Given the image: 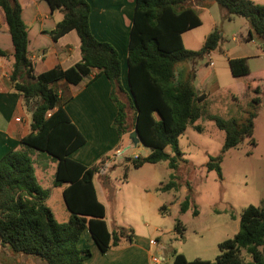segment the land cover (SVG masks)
Returning <instances> with one entry per match:
<instances>
[{
    "label": "trees",
    "instance_id": "1",
    "mask_svg": "<svg viewBox=\"0 0 264 264\" xmlns=\"http://www.w3.org/2000/svg\"><path fill=\"white\" fill-rule=\"evenodd\" d=\"M44 1L51 10L62 13V19L49 32L51 39L56 41L72 30L79 38L80 62L66 70L32 74L27 58V29L20 17L18 0H0V12L14 50L10 80L31 114V132L21 139L20 145L52 157L53 185L67 184L62 199L69 218L66 223H58L45 205L49 192L38 184L29 154L7 151L0 156V248L44 264H83L91 256L90 250L78 248L83 230L88 229L101 253L118 247L122 240L130 243L133 231L116 228L108 232L105 209L96 197L93 177L101 176L100 169L111 163V156L89 168L69 158L85 140L50 85L59 80L77 84L92 69L99 70L110 84V99L116 107L112 127L119 137L135 131L140 144L149 150L146 157L131 158V166L140 168L167 161L168 167L175 170L182 156L179 136L188 126L201 132L195 123L204 97L195 92L193 63L214 51L221 40L219 31L213 30L199 51L184 48L181 35L200 25L192 3L210 1L223 11V19L243 18L248 25L246 41L264 38V6L249 0H134L127 42V94L119 82L121 65L116 49L96 40L89 30V4L85 0ZM228 67L232 77L250 73L246 59L228 60ZM251 93L243 123L214 119L215 126L224 133V143L217 156L208 157L205 168L215 171L218 177L223 154L245 137L252 138L253 122L261 106L259 86L253 85ZM250 142L253 144V139ZM167 148L172 156L165 152ZM172 188L176 185L170 179L161 190ZM179 206L181 212L187 211L189 200L186 198ZM192 215L197 212L192 211ZM175 231L180 234L179 225ZM170 264H264V204L248 205L241 211L237 233L219 243L213 262L188 261L174 252Z\"/></svg>",
    "mask_w": 264,
    "mask_h": 264
},
{
    "label": "rangeland",
    "instance_id": "2",
    "mask_svg": "<svg viewBox=\"0 0 264 264\" xmlns=\"http://www.w3.org/2000/svg\"><path fill=\"white\" fill-rule=\"evenodd\" d=\"M214 6L216 14L221 16L220 8L216 4ZM202 19L203 25L188 34L207 27L208 22L203 17ZM221 21L225 34L218 47L213 53L210 52L213 68L207 66L206 55L196 58L193 63V68L200 69L201 75L207 80L216 73L219 88L199 103L201 115L195 124L201 127V132L188 126L179 136L178 146L182 156L177 168L171 170L167 161L133 168L128 162L132 157L114 159L110 155L112 166L105 175L97 179L98 187L106 197L108 224L125 230L130 228L128 225H133L137 232L143 230L148 240H151L150 244L154 243L151 245L154 246L156 255L160 251L166 257L165 264L171 263L174 252L182 254L188 261L200 259L213 262L218 255L219 243L231 239L237 233L241 211L248 205L264 204V78L259 86L261 106L253 122L252 138L245 137L235 148L223 154L219 165L220 177L215 171L208 172L205 168L208 157L217 156L224 143V133L215 126L214 119L233 120L241 124L249 110L242 82L233 79L227 61L221 55L223 49L233 46L229 35L241 31L235 29V22L236 27L238 22L245 26L246 23L244 19L237 17L230 22L223 19ZM248 63L251 72L264 70V57L251 58ZM232 95L238 101H234ZM146 152L148 149L141 144L132 145L127 156L137 154L143 157ZM165 152L172 156L169 148ZM28 153L37 180L43 186L48 185V178L40 176L39 168H44L46 173L52 171V157L33 149ZM170 179L176 188L162 191L161 188ZM143 185L155 186L157 189L158 201L152 207H148L145 201L139 200L133 193L135 186ZM186 198L189 200V207L187 211L181 212L179 204ZM48 207L58 223L67 221L68 212L59 196L54 195L48 202ZM194 210L197 212L196 216L192 215ZM140 212H143V217L139 216ZM122 214L125 217H121ZM144 225L148 227L142 229ZM176 225L181 228L180 234L175 231ZM81 243L85 244L83 238Z\"/></svg>",
    "mask_w": 264,
    "mask_h": 264
},
{
    "label": "crops",
    "instance_id": "3",
    "mask_svg": "<svg viewBox=\"0 0 264 264\" xmlns=\"http://www.w3.org/2000/svg\"><path fill=\"white\" fill-rule=\"evenodd\" d=\"M85 1L90 7L88 16L89 30L96 40L106 42L116 49L121 65L120 86L128 94L126 57L134 0ZM249 1L253 4L264 6V0ZM18 2L21 7V20L27 29V58L32 67V74L38 75L54 69L66 70L80 62V43L75 31L67 32L56 41L52 40L49 35V32L62 19V13L59 10H51L44 0H18ZM214 5L215 3L210 1H204L201 4L192 3L191 7L197 13L200 25L189 31H195L203 25L202 17L208 24L205 29L199 30L194 34H188L189 31H186L181 35V41L185 49L199 51L205 38L213 30L219 31L221 39L224 36L225 32L221 21L223 19V11L220 9L221 16H218ZM233 18L223 20L230 22ZM238 23L236 27L235 22V29L241 31H235V33L232 32L229 35L233 46L223 49L221 55L226 59L227 64L228 60L231 59H246L249 75L246 77H233V79L242 82L246 93L245 99L250 102L252 98L251 88L253 85H261L264 78V70L259 69L251 72L248 62L251 58L264 57V38L255 37L256 39L252 38L250 41H246L248 25L246 21V26L242 22ZM0 53H2V55L0 54V156L10 150L28 153L29 150L21 146L20 141L31 132V114L23 96L14 89L13 82L10 80L14 50L1 12ZM211 53L206 55L208 60L209 58L211 59ZM50 87L57 93L60 100L59 104L85 140L81 147L69 155L71 160L89 168L97 164L101 158L112 155L118 148L132 146L128 135L119 137L112 127L113 119L116 115V107L110 99V84L99 70L92 69L77 84L59 80L51 84ZM194 88L196 94L204 97V99L213 95L219 88L216 73L211 79L207 80L201 75L200 69H195ZM232 99L238 101V98L234 95H232ZM148 154L149 150L143 157ZM110 166H112V163ZM54 169L55 163L53 170L48 173H46L44 168H39L40 176L49 180V184L44 186L37 180L38 184L49 192L45 201L47 207L48 202L54 195L59 196L63 202L62 191L67 187V184L61 186L53 185ZM100 177L94 176L93 184L96 197L104 206V221L108 232H110L116 228L108 224L109 214L105 203L106 197H104L102 189L98 187L97 179ZM156 190L155 186H135L133 193L139 200L145 201L148 207H152L158 201ZM143 215V212H140L139 216L143 217ZM121 217H125V215L122 214ZM66 218L68 220L69 213ZM128 226L133 231L132 241L129 243L126 240H122L119 242L118 247H111L104 253L99 251L88 229L83 230L78 248L89 249L91 253V256L83 264H152L151 259L157 252L153 250L154 246L150 244L151 240H148V236L143 230L137 232L133 225ZM147 227L148 225H144L142 229ZM82 238L85 244L81 243ZM1 256L3 257L2 260ZM29 261L31 264H44L38 259L12 255L6 248H0V264H28Z\"/></svg>",
    "mask_w": 264,
    "mask_h": 264
},
{
    "label": "built area",
    "instance_id": "4",
    "mask_svg": "<svg viewBox=\"0 0 264 264\" xmlns=\"http://www.w3.org/2000/svg\"><path fill=\"white\" fill-rule=\"evenodd\" d=\"M207 66L209 68L213 67V62H212V60L210 58L208 60ZM130 148H131V146H127V147H124V148H118L117 150H115L112 153L111 156L114 157V159H123L125 157H132V159L138 158L139 156L136 155V154H129L130 156H127L128 152L130 151ZM112 157H111V159H112ZM110 164H107V165H105L104 167H102L100 169V175H105L108 172ZM151 244H154V243L151 242ZM151 262H152V264H165L167 262V260L159 251L158 255H155V256L152 257Z\"/></svg>",
    "mask_w": 264,
    "mask_h": 264
},
{
    "label": "water",
    "instance_id": "5",
    "mask_svg": "<svg viewBox=\"0 0 264 264\" xmlns=\"http://www.w3.org/2000/svg\"><path fill=\"white\" fill-rule=\"evenodd\" d=\"M128 139L130 140V142H131V144L133 146H136V145L140 144V140L138 139L137 134H136L135 131L131 132L128 135Z\"/></svg>",
    "mask_w": 264,
    "mask_h": 264
}]
</instances>
